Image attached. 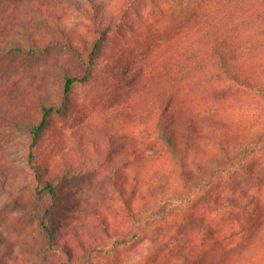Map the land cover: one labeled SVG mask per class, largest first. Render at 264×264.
I'll use <instances>...</instances> for the list:
<instances>
[{
	"label": "rangeland",
	"instance_id": "obj_1",
	"mask_svg": "<svg viewBox=\"0 0 264 264\" xmlns=\"http://www.w3.org/2000/svg\"><path fill=\"white\" fill-rule=\"evenodd\" d=\"M216 1L0 0L6 24L17 20L23 25L15 29L9 22L8 29L0 28V42L10 35L9 41L21 38L40 48L37 54L0 56V264H58L59 254L48 253L40 226L49 197L34 193L35 180L27 165L30 138L15 128V120L39 121L43 101L60 106L63 77L82 74V63H95V79L74 87L67 108L61 115H52L37 149L43 180L58 182L59 202L48 219L50 229L80 254L78 241L91 249L100 240L96 236L92 241L88 233L96 227L95 217L89 215L97 209L106 215L112 232H129L133 223L124 214L119 188L134 209L141 197L154 201L151 193L170 196L180 189L175 160L147 132H154L157 100L170 96L166 82L153 81L151 70L156 63L169 65L175 60L174 47L179 53L186 51L187 44L178 40L185 24ZM237 1L239 10L248 6ZM213 19H206L203 29L211 31ZM104 31L101 47L92 56ZM70 49L78 51L83 62ZM234 94L235 99L225 103L226 114L235 124L264 132V110L260 114L257 108L264 105V98L249 92ZM186 111L179 110L177 117ZM200 136L204 144L200 150L187 149L188 162L208 161L217 151L206 133ZM254 160L252 167L264 162V155ZM248 173H238L231 180L251 189L250 195L264 198V181L260 179L252 189ZM180 225L181 219L175 218L155 225L127 247L111 251L110 245L108 255L95 254L94 264H154L158 249L177 244L173 241ZM214 227L220 231L219 219ZM227 231L221 232L227 235ZM258 233L257 242L264 238ZM190 239V246L198 251L206 248L200 235ZM253 246L245 252V264H264V249Z\"/></svg>",
	"mask_w": 264,
	"mask_h": 264
},
{
	"label": "trees",
	"instance_id": "obj_2",
	"mask_svg": "<svg viewBox=\"0 0 264 264\" xmlns=\"http://www.w3.org/2000/svg\"><path fill=\"white\" fill-rule=\"evenodd\" d=\"M236 1L218 0L211 9L195 13L194 20L185 24V30L178 38L187 44L186 51L179 53L180 49L174 47L172 53H176L177 58L169 65L156 63L151 70L153 81L158 83L162 79L166 82L165 88L170 96L157 100L152 118L154 122L151 124L154 132L145 131L153 133L154 139L175 160L180 189L170 196L163 194L153 197L154 193H151L154 201L141 197L138 209H134L131 201L123 196V189L119 188L118 193L125 205L124 214L133 223L128 233L112 232L106 215L97 209L89 215L94 216L97 223L88 233L92 241L96 236L100 240L91 249L78 241L80 254H77L61 242L55 231L50 229L48 221L58 206V182L43 180L37 149L52 115H61L67 108L74 87L95 79V63H82V74L63 77L61 105L43 101L39 121L23 124L15 120V128L27 133L30 138L27 165L33 172L34 193L49 197L40 226L47 237L48 253L59 254L58 264H94L95 254L104 252L108 255L112 250L127 247L140 237H145L155 225L166 224L175 218L182 221L176 233L177 239L173 241L177 244L158 249L154 264H245V252L253 246L250 240L254 242L253 247L264 249V238L259 242L255 239L258 232L264 237V198L250 195L251 189L231 180L238 173L249 171L250 188L258 186L260 179L264 181V162L256 167L251 166L255 158L264 155V132L235 124L224 110L227 109L225 103L235 99L234 93L237 92L243 95L254 93L264 98V0H254L252 4L250 0H241L248 4L242 10L237 9L239 2ZM4 13L0 15L1 29H8L10 23H14L15 29L23 28L17 20H10L6 24ZM213 16L209 25L211 31H206L203 29L205 20ZM105 33L95 42L92 56L99 51ZM4 38L0 42V56L37 54L40 51L36 43L29 44L21 38L12 42L9 41L12 38L10 35ZM70 50L83 62L78 51ZM244 51L249 54L244 55ZM261 105L257 107L260 114L264 110L263 103ZM183 108H188L182 113L189 116L186 119L181 117L182 114L177 117V112ZM148 133L142 132L145 135ZM204 133L217 151L208 161L188 162L187 149L200 150L201 143L204 144L200 135ZM218 219L221 228L217 233L214 225ZM224 229L228 230L227 235L221 232ZM196 235L202 237L206 247L202 251L190 246V238ZM106 247H110L111 251Z\"/></svg>",
	"mask_w": 264,
	"mask_h": 264
}]
</instances>
